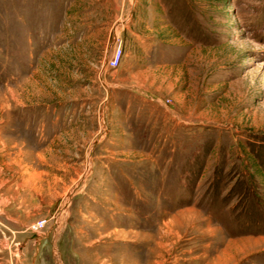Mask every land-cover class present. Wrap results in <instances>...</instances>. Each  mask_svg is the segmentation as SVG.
Instances as JSON below:
<instances>
[{"label":"rangeland","instance_id":"rangeland-1","mask_svg":"<svg viewBox=\"0 0 264 264\" xmlns=\"http://www.w3.org/2000/svg\"><path fill=\"white\" fill-rule=\"evenodd\" d=\"M118 249L264 264V0H0V264Z\"/></svg>","mask_w":264,"mask_h":264},{"label":"crops","instance_id":"crops-1","mask_svg":"<svg viewBox=\"0 0 264 264\" xmlns=\"http://www.w3.org/2000/svg\"><path fill=\"white\" fill-rule=\"evenodd\" d=\"M100 245V244H98ZM106 248H109L108 246H105V249ZM95 250H97V247L94 248ZM94 249L92 250H88L85 255H88L89 257L91 258H94L96 255V252L94 251ZM99 249V248H98ZM113 247L110 248V250H112ZM100 250V249H99ZM120 250V251H119ZM60 251V250H59ZM104 251V250H103ZM98 254V253H97ZM115 254L117 257H119V254L121 255V262L123 264H131L130 262H132L133 264H140L141 263V260L140 259H132V261H130V257H129V254L124 250V249H118L116 250V253H113V251L111 252V255L112 257H115ZM134 258V257H133ZM112 261V260H111ZM157 261V259H156ZM145 262V261H144Z\"/></svg>","mask_w":264,"mask_h":264},{"label":"built area","instance_id":"built-area-1","mask_svg":"<svg viewBox=\"0 0 264 264\" xmlns=\"http://www.w3.org/2000/svg\"><path fill=\"white\" fill-rule=\"evenodd\" d=\"M122 49L121 47H116L113 49L111 55L107 58L105 65L108 67H116L119 65L120 60L122 58ZM44 224V220L39 219L37 222L34 223V227H40Z\"/></svg>","mask_w":264,"mask_h":264}]
</instances>
